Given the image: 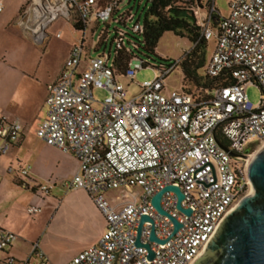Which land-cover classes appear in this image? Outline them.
Wrapping results in <instances>:
<instances>
[{
    "label": "built area",
    "instance_id": "obj_1",
    "mask_svg": "<svg viewBox=\"0 0 264 264\" xmlns=\"http://www.w3.org/2000/svg\"><path fill=\"white\" fill-rule=\"evenodd\" d=\"M118 5L119 0L102 6L97 0H30L14 21L22 37L41 50L56 19L71 23L77 15L83 25L79 43L69 48L56 80L46 86L45 112L36 128L39 140L71 154L77 162L76 172L62 187L84 192L104 221L97 241L65 264H192L224 216L250 191L246 159L264 146V0H229L225 16L210 4L206 9H191L199 38L214 44L204 74L223 80L197 99L181 86L178 90L165 86L183 57L157 66L134 59L123 74L115 73L114 52L125 47L127 33L141 31L139 20L133 21L131 14L129 30L117 28L107 54L103 44L107 34L102 32L99 45L86 46L87 32L92 34L95 24L108 25ZM120 20L117 16L114 22ZM60 35L58 31L56 37ZM101 46V54H89ZM143 68H150L153 77L126 100L120 79L132 81ZM247 86L259 90L255 105L248 101ZM95 91L105 97L98 100ZM22 136L18 119L0 111V158ZM247 140L255 143L244 147ZM29 173V166L0 164V180L12 176L21 189L33 183ZM170 185L183 195L180 207L190 210L189 215L177 208L173 191L164 192L160 199L167 215L152 206V197ZM53 186L39 185L38 193L46 194ZM39 212L36 206L26 209L28 215ZM142 216L153 222L155 238L164 241H151V223L142 224L139 241L149 246L151 259L148 249L135 245ZM170 218L180 224L174 234ZM17 238L0 228V264H29L32 257L47 264L37 243L24 261L10 256Z\"/></svg>",
    "mask_w": 264,
    "mask_h": 264
},
{
    "label": "rangeland",
    "instance_id": "obj_2",
    "mask_svg": "<svg viewBox=\"0 0 264 264\" xmlns=\"http://www.w3.org/2000/svg\"><path fill=\"white\" fill-rule=\"evenodd\" d=\"M29 1L0 0L3 5L0 13V110L10 112L14 116H23L27 122L23 129L24 142L17 153V160L7 158L9 156L2 157L0 164L2 167L29 166L38 177L35 180L31 179L33 183L27 189H21L12 176H4V180L0 183V228L10 230L18 237V242L13 245L19 249V253L9 252L16 261L26 260L31 253L32 245L38 243L37 240L40 237L41 245L52 254V264H60L90 243L101 224L93 210L94 206L84 192L67 191L62 187L63 179L67 178L65 176L68 169L67 162L62 159L63 154L52 150L36 136L38 122L44 113L41 101L45 95L46 84L56 78L68 49L79 43L81 33L75 31L64 18H58L48 29L49 39L44 50L33 46L14 27V20L12 25H7ZM228 1L201 0V4L206 9L205 6L209 2L221 16H225L228 13ZM145 5L146 0H135L129 3L125 0L119 5L118 14L130 9L133 21L139 16L141 23ZM130 24L127 23L128 26ZM107 26V35L103 41L104 54L108 52V44L113 38L114 28H122L112 21H109ZM104 30V26L100 24L92 34L87 32L86 46H95ZM58 31H61V35L56 37ZM136 40L140 42L138 37ZM136 40L135 43L139 45L138 50L134 51L136 59L150 66H157L161 62L177 61L193 47V44L185 38L167 32L157 42L154 54H148L142 50V45ZM213 46V41L207 43L206 59L209 58ZM102 51L103 46L96 51H90L89 54L95 56ZM110 52L111 60L113 46ZM152 77L153 71L150 68H143L136 73L132 81L121 78L120 82L126 90V100L137 95L138 85ZM181 79V69L177 67L166 79V88L178 90ZM184 85L191 92L194 91L188 83L185 82ZM245 93L252 105L258 102L257 87L247 86ZM94 97L101 100L105 94L95 91ZM253 143H255L254 140H247L244 147ZM259 150L253 151V155ZM48 182L54 184L51 190L46 194L38 193V186L46 185ZM110 194L117 195L116 192ZM58 201L60 207L54 212ZM30 206L39 207L40 212L27 216L26 209ZM29 264H39V260L32 257ZM47 264L51 263L47 262Z\"/></svg>",
    "mask_w": 264,
    "mask_h": 264
},
{
    "label": "trees",
    "instance_id": "obj_3",
    "mask_svg": "<svg viewBox=\"0 0 264 264\" xmlns=\"http://www.w3.org/2000/svg\"><path fill=\"white\" fill-rule=\"evenodd\" d=\"M106 1L108 0H97L98 6H102ZM123 1L119 0V5ZM130 1L135 2V0ZM119 5L113 11L111 21L114 22L115 17L119 16L121 20L116 25L128 31L129 26L127 23L129 22L130 9L122 14H118ZM208 5L209 2L206 6ZM201 6V0H146L145 12L140 23L141 31L133 34L127 33L125 47L114 52L115 57L112 61V66L115 73L118 75L123 74L128 63L131 60H137L134 55V51L139 48V45L135 43L137 37L140 39V42L138 40L136 42L142 45V50L148 54H154L157 42L161 36L164 33L170 32L177 37L185 38L189 43L193 44L191 50L183 56L180 64L177 66L180 67L182 73L181 89L197 99L202 96L205 89H210L215 84H222L223 80L221 78L210 79L204 74V67L207 62L205 57L208 42L199 38L198 29L193 24V21H191L192 18L190 16L192 8ZM217 18L218 16L214 17L215 20ZM136 19L140 22L139 16ZM70 24L77 32L83 30V25L77 15L72 16ZM98 26V24H95L91 31L93 32ZM103 26L105 28L103 33L107 34L106 29L108 26ZM117 28H114L113 35L118 30ZM102 39L103 36L101 35L98 45ZM185 82L194 88L193 92L185 87Z\"/></svg>",
    "mask_w": 264,
    "mask_h": 264
},
{
    "label": "water",
    "instance_id": "obj_4",
    "mask_svg": "<svg viewBox=\"0 0 264 264\" xmlns=\"http://www.w3.org/2000/svg\"><path fill=\"white\" fill-rule=\"evenodd\" d=\"M247 176L250 191L224 216L211 239L192 264H264V146L250 159ZM173 191L177 196V208L189 215L190 210H183L180 203L183 195L177 187L166 186L151 199L152 206L161 215H167L160 206L164 192ZM174 224L172 234L180 224L170 218ZM151 223L150 240L163 244L154 236L153 222L142 216L137 228L136 246H144L153 257L148 245H142L139 235L142 224Z\"/></svg>",
    "mask_w": 264,
    "mask_h": 264
},
{
    "label": "crops",
    "instance_id": "obj_5",
    "mask_svg": "<svg viewBox=\"0 0 264 264\" xmlns=\"http://www.w3.org/2000/svg\"><path fill=\"white\" fill-rule=\"evenodd\" d=\"M18 13V12H17ZM15 15H17V14H15ZM15 15H14V17H12V20L10 21V23H7V25H12L14 22H13V20L15 21ZM13 22V23H12ZM68 51H69V49H68ZM67 54H68V52H67ZM67 56V55H66ZM66 58V57H65ZM58 76V75H57ZM57 76H56V78H57ZM56 78L53 80V81H51V82H49V83H47L46 84V86L47 85H49L50 83H52V82H54L55 80H56ZM45 97H46V87H45V95H44V97L42 98V108L44 109V112H45V107H44V100H45ZM0 111H4V110H0ZM5 112H7V111H5ZM11 116H13V117H15V118H17L18 119V121L21 123V125H22V127H23V129H24V126L26 125V119L23 117V116H18V115H13L12 113H10V112H8ZM44 116V113H43V115H42V117ZM41 117V118H42ZM40 118V119H41ZM24 131V130H23ZM23 142H24V133H23V136H22V138H21V140L19 141V143L17 144V145H15L11 150H10V152L7 154V156H9V157H7V156H5V158L7 157V158H10L11 157V159H15V160H17V153H18V151H19V149H20V147L22 146V144H23ZM49 148H51L52 150H54V151H56V152H59V153H61V154H63V161L64 162H67V164H68V169L66 170L67 171V176H65V177H67L66 179H63V181H65V180H67V179H69L75 172H76V169H77V162H76V160H75V158L71 155V154H69V153H65V152H62V151H60V150H58V149H56V148H54V147H50V146H48ZM19 162V161H18ZM30 168V167H29ZM29 177H30V180L31 179H34L35 180V178L36 177H38V175H37V173H35V172H33L32 171V169L30 168V173H29ZM4 180V177L0 180V183L2 182ZM79 192H82V191H79ZM86 195V194H85ZM87 196V195H86ZM90 201V200H89ZM91 202V201H90ZM92 204V203H91ZM59 207H60V202L58 201V203H57V205H56V208L54 209V212H56L58 209H59ZM93 210H94V212H95V214L99 217V219H100V221H101V224L99 225V231L96 233V236L93 238V240L90 242V243H88L87 245H85V246H83L80 250H78L75 254H73V256H71V257H69L67 260H65L64 262H62V263H60V264H65L66 262H68L72 257H74L78 252H80L81 250H83V249H85V248H87L88 246H90V245H92V244H94L96 241H97V239L101 236V234L103 233V231H104V221H103V218L101 217V215L95 210V208L93 207ZM38 214V213H37ZM26 215L27 216H33V215H28L27 213H26ZM36 215V214H35ZM41 239H40V237L38 238V240H37V244H38V247H39V249L44 253V255L46 256V258L48 259V263L50 262L51 264H52V254L50 253V251L48 250V249H46L45 247H43L42 245H41V241H40ZM16 242H18L17 240L15 241V243ZM9 252H15V253H19V249L16 247V246H12L11 247V249L9 250ZM16 254V255H17Z\"/></svg>",
    "mask_w": 264,
    "mask_h": 264
},
{
    "label": "bare ground",
    "instance_id": "obj_6",
    "mask_svg": "<svg viewBox=\"0 0 264 264\" xmlns=\"http://www.w3.org/2000/svg\"><path fill=\"white\" fill-rule=\"evenodd\" d=\"M252 157H253V156H252ZM252 157L250 156L249 158L246 159L248 164H249L250 159H251Z\"/></svg>",
    "mask_w": 264,
    "mask_h": 264
}]
</instances>
